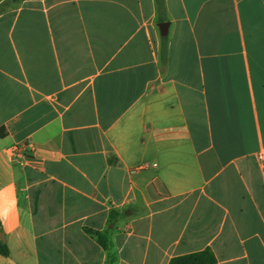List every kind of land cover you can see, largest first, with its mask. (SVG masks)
<instances>
[{"label": "crops", "instance_id": "obj_1", "mask_svg": "<svg viewBox=\"0 0 264 264\" xmlns=\"http://www.w3.org/2000/svg\"><path fill=\"white\" fill-rule=\"evenodd\" d=\"M157 1L0 0V264H264V0Z\"/></svg>", "mask_w": 264, "mask_h": 264}, {"label": "trees", "instance_id": "obj_2", "mask_svg": "<svg viewBox=\"0 0 264 264\" xmlns=\"http://www.w3.org/2000/svg\"><path fill=\"white\" fill-rule=\"evenodd\" d=\"M159 6L162 5V0L157 1ZM0 254L9 255L8 246L0 240ZM216 258L211 250L205 249L190 254L173 257L168 264H215Z\"/></svg>", "mask_w": 264, "mask_h": 264}, {"label": "built area", "instance_id": "obj_3", "mask_svg": "<svg viewBox=\"0 0 264 264\" xmlns=\"http://www.w3.org/2000/svg\"><path fill=\"white\" fill-rule=\"evenodd\" d=\"M30 147L31 146L28 143L17 144L10 147L9 152H11L12 155H16V156L26 155Z\"/></svg>", "mask_w": 264, "mask_h": 264}, {"label": "water", "instance_id": "obj_4", "mask_svg": "<svg viewBox=\"0 0 264 264\" xmlns=\"http://www.w3.org/2000/svg\"><path fill=\"white\" fill-rule=\"evenodd\" d=\"M167 25H168V22L167 21H162L158 24L159 26V31H160V34L161 35H166L167 34ZM0 238L2 241H4V238L3 236L1 235L0 233Z\"/></svg>", "mask_w": 264, "mask_h": 264}]
</instances>
